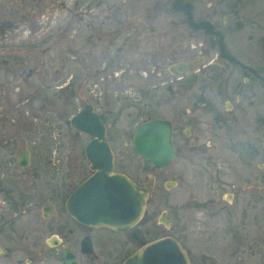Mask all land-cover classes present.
I'll list each match as a JSON object with an SVG mask.
<instances>
[{"label": "rangeland", "instance_id": "1", "mask_svg": "<svg viewBox=\"0 0 264 264\" xmlns=\"http://www.w3.org/2000/svg\"><path fill=\"white\" fill-rule=\"evenodd\" d=\"M67 1L69 4L73 0ZM92 1L95 4L101 0ZM114 1L118 7V34H111L110 25H104L103 32H96L97 39H94L89 33L81 35L80 22H73L69 31L62 30L54 36L46 32L48 16L36 18L33 14L38 3L36 0H0L7 2L13 17L24 16L23 27L18 30L29 33V39L20 47L32 46L35 18L43 26L39 36L46 32L33 51L22 55L21 67H17L21 70L20 78L24 79L29 69H38L42 79L55 81L51 88L39 87L40 95L50 97L57 106L63 103L60 112L66 118L81 107V96L87 95L118 132L117 170L129 175L139 185L148 180L149 174L153 175V192L139 224V228L147 232V241L163 236L176 238L187 251L191 264H244L229 257L230 251L237 246L235 242L245 237L243 227L227 229L224 222L212 218L199 225L198 217L202 219L203 216L194 209L193 199L197 184L209 183L210 179L208 172L211 168L207 161L213 157L208 147L212 143L209 130L212 106L223 112L225 100L234 102V97L240 95L241 101L232 112V117H238V128L246 133L252 125V129L260 125L264 127V0ZM40 4L44 10L49 7L48 0H40ZM174 4L179 7L176 9ZM78 13L79 9L75 13L76 19H79ZM108 14L112 16V9ZM199 25L202 27H197ZM67 47L71 50H65ZM47 48L49 51H44ZM63 50L64 56L61 54ZM220 51L229 54L234 63L220 58ZM63 58H70L69 66L63 72L67 76L57 82L46 74L61 69ZM199 58L203 61L193 67L199 70L195 84L190 90L177 93L175 83L178 78L167 71L168 66ZM235 63L244 64L247 69L235 67ZM69 77L72 83L68 99L58 101L56 95L61 89L55 85L68 81ZM245 77L251 82L245 84ZM35 79H40L37 73L30 80ZM39 88L25 84L20 91L25 100L32 91L36 96ZM90 90L101 93L95 95L89 93ZM256 93L262 97L258 105ZM42 102L40 98V105ZM26 104L23 102V107ZM241 105L249 108L246 121L242 111L238 110ZM257 114L259 118L255 126ZM151 118L169 119L173 125L172 143L176 158L167 167L153 168L131 148L135 127L142 120ZM184 129L191 133L186 135ZM221 134L226 137L224 131ZM70 136L73 144L84 143L85 138L74 131ZM262 161L264 163V152ZM258 173L264 178V169ZM167 181L172 187L166 186ZM162 211L170 221L169 227L158 220ZM259 227L263 256L256 262L264 264V215ZM110 236L106 232L95 235L97 250L107 255V262L115 257L122 259L137 248L124 233ZM109 241L117 245L116 249L107 246ZM120 259L114 262L117 264ZM101 263L104 262L99 260L97 264Z\"/></svg>", "mask_w": 264, "mask_h": 264}, {"label": "flooded vegetation", "instance_id": "2", "mask_svg": "<svg viewBox=\"0 0 264 264\" xmlns=\"http://www.w3.org/2000/svg\"><path fill=\"white\" fill-rule=\"evenodd\" d=\"M36 1L38 3L34 7L36 9L33 14L36 18L48 16L45 24L46 32L53 36L62 30L69 31L73 22H80L82 36L89 33L92 38L97 39L96 32H103L104 25L107 27L110 25L111 34L116 32L118 34L119 18L116 10L118 7L114 0L96 1L95 4L90 0V5L88 0H73L69 4L67 0H48L49 7L45 10L41 7L40 0ZM173 7L177 9L179 6L174 4ZM78 9L79 19H76L75 13ZM110 9L112 16L108 14ZM103 12H106V15H103ZM36 18L31 33L32 46L20 47L29 39V33L18 30L23 27L21 24L24 16L13 17L7 2H0V264H97L99 260L104 262L101 264H116L114 261L120 259L119 257L107 262V255L97 250L95 235L106 232L111 234L110 237H114L124 233L126 239L136 244L138 249L140 245L128 238L131 229L116 231L106 226L83 223L72 215L68 199L95 171L91 169L86 155V149L93 137L74 129L71 119L83 108L92 107L104 126L102 141L107 144L111 153L113 173H123L117 170L118 132L106 121L104 114L99 112L94 102L88 100L87 95L81 96V107L66 118L60 112L63 103L57 106L51 102L50 97L40 95L39 87L51 88L55 81L42 79L38 69H29L25 74L26 77L20 78L21 70L17 67H21L22 55L33 51L36 48L34 46L39 44L40 37H44L46 33L39 36L43 26ZM197 27L200 28L202 25ZM46 50L49 51V48L44 49ZM65 50H71V47ZM65 50L61 52L63 56ZM222 51L219 52V57L234 63L235 60L233 61L229 54L224 55ZM196 60L199 61L197 64H200L203 58ZM69 62L70 58H63L61 69L50 71L46 75L52 76L57 82L63 81L62 79L67 76L63 72L69 66ZM197 64L191 66L187 72L196 75L195 81L189 86L183 80L184 74H172L167 68L170 74L178 78L175 83L178 88L177 93H184L193 87L199 71L193 67ZM234 66L242 70L247 69V66L241 63H235ZM36 73L40 79L30 80ZM255 76L259 79L258 74ZM70 78L55 85L61 89V93L56 95L58 101L68 99L72 83ZM243 82L248 84L251 80L245 77ZM25 84L28 87L39 88L36 91L37 95L35 96L32 91L31 96L25 97L24 100L20 89ZM168 88L171 90V85ZM89 93L99 95L101 92L94 93L90 90ZM256 95L255 98L258 99L256 104H261L262 97L257 93ZM40 98L43 101L41 105ZM25 101L27 104L23 107ZM240 101L241 96L236 95L234 102L225 100L223 112H220L215 105L211 108L209 130L212 143L208 147L213 157L207 161L211 168L208 172L210 179L209 183L197 184L193 207L198 215L203 216L202 219L198 217L199 225L212 218L224 222L227 229L235 230L243 227L245 237L235 242L237 246L228 256L244 264H257L258 258L263 256V244L259 239L262 236L258 237L261 227L258 228V225H262L264 215V178L258 172L264 169L262 161L264 127L260 125L252 129L254 126L252 125L251 130L246 133L238 128V117L237 115L232 117L234 114L232 112L237 109V103ZM238 110L242 111L245 120L249 108L241 105ZM256 116L255 126L259 118L258 114ZM170 123L172 142L173 125L171 121ZM72 131L85 138L84 143L73 144L70 136ZM221 131H224L225 138L222 137ZM188 132V129L183 130L186 135ZM133 152L137 155L134 150ZM229 156L232 159H226ZM145 162L151 165L148 161ZM243 167L249 169L242 171ZM131 179L140 188L149 181L152 182V191L146 201L147 204L153 192V175L149 174L148 180L142 185ZM168 182L170 181L165 184L167 185ZM169 185L172 187L171 183ZM140 221L133 229L141 230ZM246 230L247 233L249 232L248 235ZM142 232L143 240L147 241L145 238L147 232ZM106 243L110 249H116L117 245L113 241ZM125 257L117 264H120Z\"/></svg>", "mask_w": 264, "mask_h": 264}, {"label": "water", "instance_id": "3", "mask_svg": "<svg viewBox=\"0 0 264 264\" xmlns=\"http://www.w3.org/2000/svg\"><path fill=\"white\" fill-rule=\"evenodd\" d=\"M199 61H180L168 67L172 74H184L183 80L189 86L196 78L187 72ZM74 129L93 137L86 149L91 169L95 170L68 199L72 215L79 221L106 226L113 230H129L128 238L139 245L136 251L120 264H191L178 240L172 236L161 237L145 243L138 224L144 215L146 201L152 191V182L140 188L123 173H113L111 153L104 137V126L92 107L83 108L72 119ZM135 153L155 168L167 166L175 158L171 142V123L166 119L142 121L132 135ZM170 182L167 187H170ZM162 212L159 222L169 227L170 221Z\"/></svg>", "mask_w": 264, "mask_h": 264}, {"label": "trees", "instance_id": "4", "mask_svg": "<svg viewBox=\"0 0 264 264\" xmlns=\"http://www.w3.org/2000/svg\"><path fill=\"white\" fill-rule=\"evenodd\" d=\"M201 26V25H200Z\"/></svg>", "mask_w": 264, "mask_h": 264}]
</instances>
